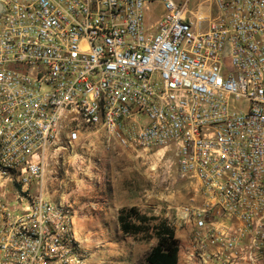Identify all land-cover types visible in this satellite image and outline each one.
I'll use <instances>...</instances> for the list:
<instances>
[{
	"label": "built area",
	"instance_id": "built-area-1",
	"mask_svg": "<svg viewBox=\"0 0 264 264\" xmlns=\"http://www.w3.org/2000/svg\"><path fill=\"white\" fill-rule=\"evenodd\" d=\"M0 3V264H84L61 175L103 169L91 134L197 179L199 264H263L264 0Z\"/></svg>",
	"mask_w": 264,
	"mask_h": 264
},
{
	"label": "rangeland",
	"instance_id": "rangeland-1",
	"mask_svg": "<svg viewBox=\"0 0 264 264\" xmlns=\"http://www.w3.org/2000/svg\"><path fill=\"white\" fill-rule=\"evenodd\" d=\"M198 1L190 0L189 4L193 7ZM159 16V9L157 13L150 12L148 21L152 23ZM90 137L104 156V166L113 174L109 186L114 187L117 199L125 198V202L138 203L143 212L167 217L175 225L176 231L185 225L179 217L182 207L192 202L202 204L197 179L180 173L172 150L148 152L125 146L116 138L111 139L110 149H105L102 139L96 134ZM163 153L164 157L161 158ZM98 230V225L86 233L77 227L85 255L84 264H135L142 260L152 244L157 243L155 238L138 241L125 233L119 234L113 224L110 227V238H104ZM122 253H127L125 262Z\"/></svg>",
	"mask_w": 264,
	"mask_h": 264
},
{
	"label": "crops",
	"instance_id": "crops-1",
	"mask_svg": "<svg viewBox=\"0 0 264 264\" xmlns=\"http://www.w3.org/2000/svg\"><path fill=\"white\" fill-rule=\"evenodd\" d=\"M98 150L100 151V148ZM68 160L66 161L68 162L66 165L68 175L62 173L61 176L63 180L68 182L69 186H66V190L69 191L68 194H73V199L78 209L75 219L76 231L77 227H79L81 232L84 231L86 233L92 231V228L98 225V231L101 235L104 238H110V234H112L110 227L113 224L116 226L118 233L122 234L118 221L119 210L126 205L139 206V204L136 202H125V198L122 200L117 199L114 187L109 186L111 175H113L110 169L103 166L100 172H95L88 167L86 160L76 161L74 157ZM77 166L84 171L77 169ZM95 181H99V184H95ZM60 184L62 183L57 182V185ZM184 224L183 228H177V236L180 239L178 264H199L198 259L192 258L190 255L193 248V224L190 222H184ZM217 224L221 225L222 223L217 222ZM154 245L152 244L151 246L153 247ZM149 251L143 256L142 260L145 259ZM126 254L122 253L123 262L127 259Z\"/></svg>",
	"mask_w": 264,
	"mask_h": 264
},
{
	"label": "trees",
	"instance_id": "trees-1",
	"mask_svg": "<svg viewBox=\"0 0 264 264\" xmlns=\"http://www.w3.org/2000/svg\"><path fill=\"white\" fill-rule=\"evenodd\" d=\"M118 221L123 233L138 241L157 239L138 264H178L180 239L175 225L167 217L143 212L137 205H127L119 210Z\"/></svg>",
	"mask_w": 264,
	"mask_h": 264
},
{
	"label": "water",
	"instance_id": "water-1",
	"mask_svg": "<svg viewBox=\"0 0 264 264\" xmlns=\"http://www.w3.org/2000/svg\"><path fill=\"white\" fill-rule=\"evenodd\" d=\"M1 11H2V4L0 3V13H1Z\"/></svg>",
	"mask_w": 264,
	"mask_h": 264
}]
</instances>
